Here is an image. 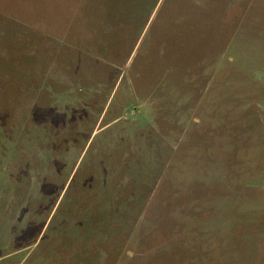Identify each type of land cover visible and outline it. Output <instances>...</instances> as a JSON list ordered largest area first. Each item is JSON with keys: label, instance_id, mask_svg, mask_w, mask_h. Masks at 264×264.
Segmentation results:
<instances>
[{"label": "rangeland", "instance_id": "obj_1", "mask_svg": "<svg viewBox=\"0 0 264 264\" xmlns=\"http://www.w3.org/2000/svg\"><path fill=\"white\" fill-rule=\"evenodd\" d=\"M145 5L0 0V264H264V0Z\"/></svg>", "mask_w": 264, "mask_h": 264}, {"label": "trees", "instance_id": "obj_2", "mask_svg": "<svg viewBox=\"0 0 264 264\" xmlns=\"http://www.w3.org/2000/svg\"><path fill=\"white\" fill-rule=\"evenodd\" d=\"M145 4H146V0H82V12H84L83 28L85 30L87 29L97 30L98 37L100 35L108 36V34H111L112 31H117L120 29L125 30L127 34L128 32L132 33V30L130 29V28L133 29L134 25L132 23H130L132 27L127 25V26H122L126 28L119 27V28H115L116 30H109L110 26L107 23L108 21L107 19H109V17L112 14H114L115 18H118L120 15H125L132 11L141 12L143 8L146 6ZM204 13L205 11L202 12V14ZM147 23L148 21L145 23V26L147 25ZM206 25L207 23L206 24L204 23V27ZM101 46H106V44L104 43ZM197 52L198 51H196L195 53L197 54Z\"/></svg>", "mask_w": 264, "mask_h": 264}]
</instances>
